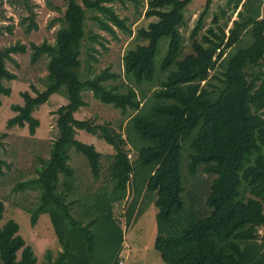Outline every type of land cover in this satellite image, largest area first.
Wrapping results in <instances>:
<instances>
[{"label": "trees", "instance_id": "1", "mask_svg": "<svg viewBox=\"0 0 264 264\" xmlns=\"http://www.w3.org/2000/svg\"><path fill=\"white\" fill-rule=\"evenodd\" d=\"M116 1L126 0H67L65 23L55 42L32 44L33 61L49 56V84L44 90L36 88V95L24 91V103L16 106L18 113L8 121L9 126L28 123L34 133L40 124L33 114L35 107L66 90L68 102L57 109L59 135L51 155L38 168V176L27 182L41 190L31 222L36 224L39 215L47 212L62 247L47 264H124L120 260L127 227L142 212L139 203L151 192L156 193L152 196L158 206L155 247L169 264H264V234L257 238L264 225V1L231 0L235 9L243 5L233 27L228 31L220 25V31L210 27L201 40L194 39L213 2L206 0L191 33L193 51L182 55L181 26L192 0H148L145 15L157 19L137 29L136 42L125 50V81L108 84L121 76L109 67L82 77L81 47L87 10L95 12L91 18L102 29L113 31L116 24L133 33L114 9ZM248 31L252 42L232 51ZM99 37L96 33L92 38ZM162 38H168V44L157 65ZM19 48L25 49L0 48V93L12 91L4 80L16 74L6 60ZM139 85H145L140 87L141 96ZM84 90L119 107L124 115L130 113L125 134L75 115L87 104ZM77 127L99 132L115 152L109 168L111 186L84 196L76 215L79 199L68 198L75 177L70 148L87 157L94 177L101 173L100 151L76 137ZM129 144L138 151L135 160L130 159ZM184 155L189 174L196 175L203 166L204 173L213 176L205 201L210 212L205 215L196 210L197 198L188 203L183 196ZM3 162L0 157V167ZM60 174L65 177L62 189ZM131 185L133 199L125 211V227L116 206L129 197ZM4 211L0 199V220ZM19 229L12 218L0 225V264L37 262L33 246Z\"/></svg>", "mask_w": 264, "mask_h": 264}, {"label": "rangeland", "instance_id": "2", "mask_svg": "<svg viewBox=\"0 0 264 264\" xmlns=\"http://www.w3.org/2000/svg\"><path fill=\"white\" fill-rule=\"evenodd\" d=\"M67 3V0H0V48L3 49L10 45L25 47L24 50L19 48L13 52L12 57L6 60L7 67L16 76L11 80H4L5 84L12 88L11 93H0V157L4 161L0 167V199L5 204L4 216L0 220V225L11 218L19 222V233L25 238L27 244L33 246L38 257L35 264H47L49 259H54L62 248L47 212L39 215L36 224L31 222L32 209L40 200L41 190L38 186L27 184V182L38 176V168L42 165L43 160L48 159L51 155L52 144L59 135L57 109L68 102L66 90L62 89L52 94L46 102L35 107L33 114L40 120V124L34 133L31 132L28 123L24 126H9L8 121L18 113L16 106L24 103L22 94L24 91L36 95V88L44 90L48 86L49 56L43 54L33 61L34 48L32 44H41L44 41L55 42L58 29L65 23L63 17ZM205 4L206 0H192L187 5L186 22L181 26L182 55L192 52L194 39L201 40L202 36L208 33L210 27L219 30L218 25H220L225 31L232 28L234 21L238 18L237 9L243 7L241 4L239 8L235 9L234 2L231 0H213L210 10L204 18L203 27L193 39L191 33ZM113 6L117 13L126 19V23L133 33L130 34L129 31L111 21L113 31L102 29L91 18L95 12L87 10L86 34L81 47V75L86 78L109 67L111 71H116L121 76L115 80L110 79L107 83L120 84L125 81L123 55L125 50L136 42L135 32L140 27H147L151 21L157 18L145 15L148 0L116 1ZM262 15H264V11ZM96 33H99L100 37L98 40H93L92 37ZM252 39L251 32H244L243 40L235 45L232 51H235L237 46L250 44ZM167 44L168 38L160 40L156 57L157 65L160 64L166 53ZM143 86L145 85L138 86L140 96V87ZM122 88L124 89V87ZM83 96L87 104L81 106L75 113L78 118L90 119L93 123L108 124L125 134V124L130 113L124 115L119 107L102 102L90 90H84ZM76 137L82 141L93 143L101 153V173L96 178L87 157L77 151L75 147H71L69 150V163L74 168L75 177L73 180L74 190L69 192L68 198L79 199L74 207V213L77 215L81 211L80 202L84 196L93 195L98 189L111 186L109 168L114 160L115 149L99 132L77 127ZM127 147L130 148V159L135 160L138 151L131 148V144ZM186 166L187 161L184 155L181 161V171L185 178L183 196L188 203L193 198H197L194 203L196 210L199 215H205L210 212L205 201L213 176L204 173L203 166L196 175L192 176ZM60 176V188L62 189L65 177L63 174ZM152 194L156 197V193L151 192L145 201L139 203L143 210L128 227L126 226L125 211L133 199L132 185L129 197L121 205L116 206L117 216L127 227L124 256L122 257L124 264H169L163 260L160 251L155 247L158 206L155 204ZM263 234L264 225L259 227L257 238H262Z\"/></svg>", "mask_w": 264, "mask_h": 264}, {"label": "built area", "instance_id": "3", "mask_svg": "<svg viewBox=\"0 0 264 264\" xmlns=\"http://www.w3.org/2000/svg\"><path fill=\"white\" fill-rule=\"evenodd\" d=\"M120 263H124V260H123V258H121V260H120Z\"/></svg>", "mask_w": 264, "mask_h": 264}, {"label": "crops", "instance_id": "4", "mask_svg": "<svg viewBox=\"0 0 264 264\" xmlns=\"http://www.w3.org/2000/svg\"><path fill=\"white\" fill-rule=\"evenodd\" d=\"M263 4H264V3H263ZM263 11H264V10H263ZM263 11H262V12H263ZM262 16H264V15H262Z\"/></svg>", "mask_w": 264, "mask_h": 264}]
</instances>
